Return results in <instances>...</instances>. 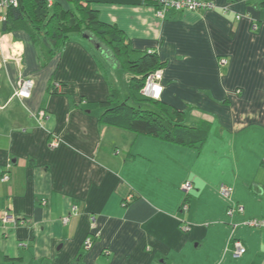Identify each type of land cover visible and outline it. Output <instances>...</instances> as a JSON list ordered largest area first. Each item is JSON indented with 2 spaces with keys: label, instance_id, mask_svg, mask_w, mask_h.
<instances>
[{
  "label": "crops",
  "instance_id": "1",
  "mask_svg": "<svg viewBox=\"0 0 264 264\" xmlns=\"http://www.w3.org/2000/svg\"><path fill=\"white\" fill-rule=\"evenodd\" d=\"M86 1L134 52L159 55L161 101L211 133L198 151L100 124L111 89L93 47H104L71 35L46 63L28 34L1 26L0 264H264V228L246 225L264 221V0H198L214 8L165 19L151 0ZM234 205L244 212L229 217Z\"/></svg>",
  "mask_w": 264,
  "mask_h": 264
},
{
  "label": "trees",
  "instance_id": "2",
  "mask_svg": "<svg viewBox=\"0 0 264 264\" xmlns=\"http://www.w3.org/2000/svg\"><path fill=\"white\" fill-rule=\"evenodd\" d=\"M150 4L155 9L160 7L154 0ZM2 31L28 34L32 43L40 46L46 63L63 50L71 35L92 33L115 59L117 67L132 75L129 99L111 90L106 101L100 103V124L198 151L207 143L211 133L209 122L188 126L182 111L142 95L147 77L162 69L159 55L134 52L125 33L117 26L101 22L98 12L86 0H68L67 8L58 2L49 5V0H18L17 7L8 10Z\"/></svg>",
  "mask_w": 264,
  "mask_h": 264
},
{
  "label": "built area",
  "instance_id": "3",
  "mask_svg": "<svg viewBox=\"0 0 264 264\" xmlns=\"http://www.w3.org/2000/svg\"><path fill=\"white\" fill-rule=\"evenodd\" d=\"M157 2L160 7L156 8V16L159 19H165L167 13L169 12H183V11H208L214 8V5L210 2H203L198 0H154ZM53 4V0H49V5ZM18 0H0V27L4 22L7 20V14L8 10L11 7H17ZM241 17L239 16L238 19ZM253 28L255 30L259 29V25L254 23ZM228 63L227 60L223 59L221 60V65H226ZM163 80V72L161 70H158L152 74H150L145 82V86L143 87L141 93L142 95L147 99L152 100H161L162 94L164 91V87L162 85ZM35 84L32 80H26L21 82L18 85V89L16 90V96L23 99H29L32 94V90L34 88ZM59 142V139L54 140L52 143L53 146H57ZM10 179L9 175L5 174L3 176V181L8 182ZM194 187L193 184L190 182H187L183 185L182 191L185 195V201L182 206V211L186 212L189 210V204L188 199L193 191ZM220 194L224 199L230 200L233 195V189L231 187L222 186L220 189ZM46 202H44L45 204ZM76 213V209L73 211ZM243 213L244 207L241 205H234L231 208H229L227 214L229 217H232L235 213ZM4 222H9L10 219L8 216L4 217ZM69 221V218L66 217L64 219V222L67 223ZM248 227L252 228H264V221L263 220H252L246 223ZM184 231H188V227L183 228ZM94 237H87L85 240L83 247L84 249L89 250L93 245ZM235 256L239 257L245 254L246 250L242 246L240 242L234 243Z\"/></svg>",
  "mask_w": 264,
  "mask_h": 264
},
{
  "label": "rangeland",
  "instance_id": "4",
  "mask_svg": "<svg viewBox=\"0 0 264 264\" xmlns=\"http://www.w3.org/2000/svg\"><path fill=\"white\" fill-rule=\"evenodd\" d=\"M88 35L90 37H93L96 42L101 45L102 47H104L96 38L95 36L88 32ZM84 36V35H83ZM105 48V47H104ZM93 49L97 52L98 55L96 56V54H94V56L97 58V60L100 62V64L105 68L104 70H106L107 72V76L106 79H104V83L105 85H107V87L109 88V90H114V91H119L123 98L125 100L129 99L130 96V85L128 80L126 79V76L128 77L127 73H123L122 71H120L117 68V63L115 61L114 58H112L108 53L107 54H103L101 52H99V50L97 49V47H93ZM93 55V54H92ZM132 101H130L131 103ZM90 105L94 106V109H96V103H89Z\"/></svg>",
  "mask_w": 264,
  "mask_h": 264
}]
</instances>
